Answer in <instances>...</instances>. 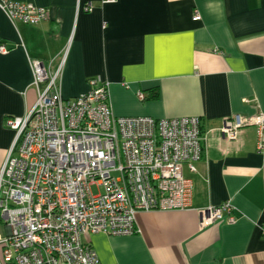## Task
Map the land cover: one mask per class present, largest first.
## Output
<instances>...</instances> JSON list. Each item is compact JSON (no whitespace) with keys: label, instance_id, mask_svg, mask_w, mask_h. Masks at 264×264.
<instances>
[{"label":"crops","instance_id":"crops-1","mask_svg":"<svg viewBox=\"0 0 264 264\" xmlns=\"http://www.w3.org/2000/svg\"><path fill=\"white\" fill-rule=\"evenodd\" d=\"M16 1L47 9L50 19L27 25L0 10L8 49L0 53V169L16 133L6 119L25 116L37 99L30 62L68 49L64 98L98 77L110 84L116 116H195L207 138L196 172L184 169L192 209L139 212L136 234L91 236L100 264H264V150L255 126L234 142L221 131L238 116L264 115V0ZM227 201L235 224L200 228L197 210ZM8 232L0 215V236Z\"/></svg>","mask_w":264,"mask_h":264},{"label":"built area","instance_id":"built-area-1","mask_svg":"<svg viewBox=\"0 0 264 264\" xmlns=\"http://www.w3.org/2000/svg\"><path fill=\"white\" fill-rule=\"evenodd\" d=\"M0 10L27 25L50 19L47 9L16 0H0ZM193 20H201L198 10ZM7 51L1 44L0 53ZM67 55L65 49L48 62H30L36 102L25 116L5 121L16 133L0 169V215L9 229L0 236V264H100L91 236L134 235L139 212L192 209L184 169L195 173L205 155L200 118L116 116L110 84L98 77L88 80V91L66 99ZM249 124L262 152L264 115L238 116L222 136L234 142ZM92 186L104 192L94 195ZM197 211L200 228L236 222L230 201Z\"/></svg>","mask_w":264,"mask_h":264},{"label":"rangeland","instance_id":"rangeland-1","mask_svg":"<svg viewBox=\"0 0 264 264\" xmlns=\"http://www.w3.org/2000/svg\"><path fill=\"white\" fill-rule=\"evenodd\" d=\"M91 190H92V193H93L94 195H97V194H99L100 192H104V189H103V188H99V187H97V186H92Z\"/></svg>","mask_w":264,"mask_h":264}]
</instances>
